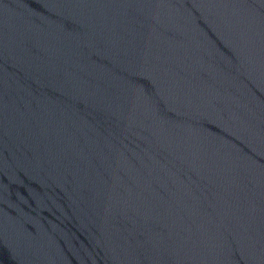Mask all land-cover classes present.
I'll return each instance as SVG.
<instances>
[{
    "label": "water",
    "instance_id": "water-1",
    "mask_svg": "<svg viewBox=\"0 0 264 264\" xmlns=\"http://www.w3.org/2000/svg\"><path fill=\"white\" fill-rule=\"evenodd\" d=\"M144 264H264V0H47Z\"/></svg>",
    "mask_w": 264,
    "mask_h": 264
}]
</instances>
